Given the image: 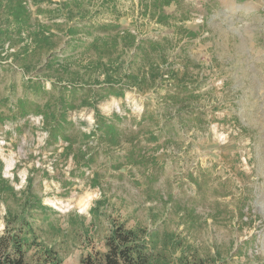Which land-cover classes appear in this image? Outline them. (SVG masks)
<instances>
[{"label": "rangeland", "instance_id": "rangeland-1", "mask_svg": "<svg viewBox=\"0 0 264 264\" xmlns=\"http://www.w3.org/2000/svg\"><path fill=\"white\" fill-rule=\"evenodd\" d=\"M70 1L86 20L166 39L175 79L167 89L127 88L123 98L100 103L105 117L117 116L126 139L110 149L91 141L111 156L102 152L87 168L75 165L73 156L61 157L65 144L47 146L40 116L7 120L28 76L12 58L2 61L8 66L0 70L3 176L17 190L32 179L54 210L41 230L45 244L56 246L62 264H80L89 252L105 251V238L123 224L157 231L159 248L173 239L165 251L174 261L181 243L209 264H264V0H181L164 9L172 16L169 28L142 13V0ZM30 8L33 18L45 20L36 6ZM184 29L199 36L191 39ZM44 61L43 55L30 60L33 71ZM178 84L188 93L170 98ZM69 117L80 122V132L95 126L90 110ZM97 173L100 186L93 188ZM5 212L0 203V237Z\"/></svg>", "mask_w": 264, "mask_h": 264}, {"label": "trees", "instance_id": "trees-1", "mask_svg": "<svg viewBox=\"0 0 264 264\" xmlns=\"http://www.w3.org/2000/svg\"><path fill=\"white\" fill-rule=\"evenodd\" d=\"M180 3L181 0H142V13L169 28L172 16L166 15L164 9ZM31 4L37 7L38 14L46 16L45 20L33 18ZM52 4L54 8L43 7ZM86 18L80 6L70 0H0V70L8 69L2 61L10 57L22 75L28 76L23 81V96L9 107L7 120L17 123L29 116H40L47 146L57 148L63 143L61 157L65 161L73 156L75 165L91 168L105 152L95 150L91 141L98 139L110 149L126 139L119 134L117 116L105 117L100 103L110 96L123 98L127 88L161 90L170 85L175 75L167 58L166 39L161 42L141 38L113 22L100 24ZM184 31L191 39L199 36L191 29ZM42 55L45 65L33 71L30 60ZM176 91L168 96L178 98V94L188 93L187 85L178 84ZM81 109L94 114L95 126L90 133L80 132V122L69 117ZM5 121L0 114V126ZM131 137L127 141L133 143ZM3 167L0 160V203L6 209L0 264H62L64 260L56 246L46 245L41 238V230L50 223L54 210L45 205L32 179L17 190L4 178ZM114 167L121 170L122 164L117 161ZM90 184L93 188L100 186L99 173L94 174ZM169 240L174 243L167 238L159 248L157 231L115 225L105 238V251L89 252L80 264H209L191 245L183 249L181 243L174 249H180L174 261L173 254L171 258L165 251ZM211 259L215 262V258Z\"/></svg>", "mask_w": 264, "mask_h": 264}]
</instances>
